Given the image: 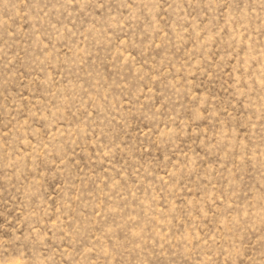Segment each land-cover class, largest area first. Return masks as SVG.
Returning a JSON list of instances; mask_svg holds the SVG:
<instances>
[{"label":"rangeland","instance_id":"rangeland-1","mask_svg":"<svg viewBox=\"0 0 264 264\" xmlns=\"http://www.w3.org/2000/svg\"><path fill=\"white\" fill-rule=\"evenodd\" d=\"M0 264H264V0H0Z\"/></svg>","mask_w":264,"mask_h":264}]
</instances>
